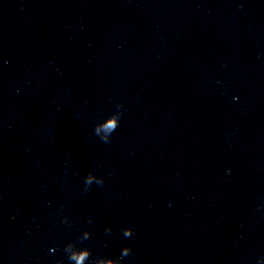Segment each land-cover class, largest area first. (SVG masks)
<instances>
[{
  "label": "water",
  "instance_id": "95a60500",
  "mask_svg": "<svg viewBox=\"0 0 264 264\" xmlns=\"http://www.w3.org/2000/svg\"><path fill=\"white\" fill-rule=\"evenodd\" d=\"M263 226L264 0H0V264H245Z\"/></svg>",
  "mask_w": 264,
  "mask_h": 264
},
{
  "label": "clouds",
  "instance_id": "9594fccd",
  "mask_svg": "<svg viewBox=\"0 0 264 264\" xmlns=\"http://www.w3.org/2000/svg\"><path fill=\"white\" fill-rule=\"evenodd\" d=\"M236 99V98H234ZM120 108H123V105H119ZM122 117V112L118 114V116L112 117L110 122L105 126L109 131L112 133L119 127V122ZM96 127L94 128V133L96 134ZM104 143H111V140L107 137L101 139ZM97 176L92 174L91 172L88 173L84 177V191L87 192L90 190L93 181L95 180V184L99 186H103L104 180L101 177L100 179H96ZM61 211L63 210L64 205L61 204L60 206ZM64 224H69V218L64 216L62 221ZM88 223H92V219L89 218ZM112 233V229L106 228L105 234L110 235ZM123 236L125 238H131L133 236V231L131 228L122 229ZM91 233L89 231H83L81 235L77 237L76 241H69L63 247V252L66 256L68 264H124V258L129 257L132 255V249L129 247H124L121 250V255L117 259H113L110 257H96L92 258V253L89 248L87 247H78L77 244H82L84 241H87L91 238ZM51 252H55V249H51ZM264 257H261L262 259ZM55 264H64L63 260L55 261Z\"/></svg>",
  "mask_w": 264,
  "mask_h": 264
}]
</instances>
